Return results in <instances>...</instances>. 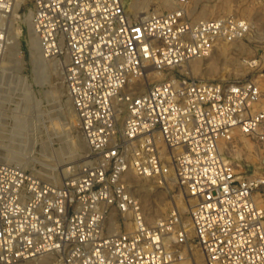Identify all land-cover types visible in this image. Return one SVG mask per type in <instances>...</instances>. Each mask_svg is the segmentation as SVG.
Returning a JSON list of instances; mask_svg holds the SVG:
<instances>
[{
    "label": "built area",
    "instance_id": "obj_1",
    "mask_svg": "<svg viewBox=\"0 0 264 264\" xmlns=\"http://www.w3.org/2000/svg\"><path fill=\"white\" fill-rule=\"evenodd\" d=\"M17 1L0 0V74ZM192 3L132 17L123 0H34L33 29L62 63L88 151L60 182L0 159V264L49 253L63 264H177L191 242L205 264H264V176L231 155L239 136L264 151L260 83L171 75L137 89L149 68L180 67L252 30L236 12L194 16ZM129 171L184 188L193 235L176 206L148 221ZM111 214L131 228L110 230Z\"/></svg>",
    "mask_w": 264,
    "mask_h": 264
},
{
    "label": "rangeland",
    "instance_id": "obj_2",
    "mask_svg": "<svg viewBox=\"0 0 264 264\" xmlns=\"http://www.w3.org/2000/svg\"><path fill=\"white\" fill-rule=\"evenodd\" d=\"M123 1L132 17L147 11H164L177 6V0H171L170 7L163 5L164 0ZM207 6L216 7L217 10L223 8L209 18L236 12L248 17L254 23L247 37L232 42L234 43L232 45L247 44L246 52L234 51L224 56L219 50L223 47V43L208 55L195 60L199 63V70L193 69L192 60L180 67L162 71L151 67L148 69L146 79L138 85V91L143 92L149 84L162 81L171 75L192 76L207 80H228L248 75L256 78L260 83L263 95L258 107H264V40L259 43L249 39L259 24H264V0H193L192 14L202 17ZM246 6L252 8L250 14H247L248 12L243 14ZM33 8L34 0H25L19 5L16 17L12 15L7 21L8 46L3 59L9 66L7 69L9 73L0 81V159L15 162L23 168L42 174L40 176L45 179L60 182L79 168L88 151V146L79 129L78 121L73 127L67 115V109L73 104L64 81L62 63L57 59L43 56L41 47L40 54L34 55L30 45ZM10 25H13V32L10 30ZM14 36L15 50L10 55L8 49L11 38ZM251 58H255L257 63L251 65L246 62L245 66L241 63ZM38 60L55 63L58 74L54 67L53 70L40 68L36 62ZM211 67L213 70L209 73ZM28 93L32 98L30 106L25 109L24 100ZM238 139L242 143L231 151L238 168L248 175L264 176V151L260 149L259 142L250 138L245 139L243 136H239ZM132 174V171L127 173L126 181L130 191L141 201L144 211H146L145 196H149L154 207H157V211L154 210L156 215L151 220L167 215L177 205L180 206L183 221L190 223V208L194 199L187 195L184 188L173 181L166 187H162L153 178L147 180L146 177ZM146 187L152 188L151 194H145L148 193ZM256 199L264 207L263 189L257 190ZM181 200L189 203V210L181 209ZM146 213L150 215L147 211ZM115 218L117 219L116 216ZM109 221L110 219L107 220V225ZM131 225V219H127L122 227L119 224L118 227L126 230L130 229ZM115 226L116 224L113 225ZM183 251L185 258L182 261H190L191 255L201 253L195 242H191L189 247L185 246ZM46 257L51 260L49 261L51 264H63L61 257L55 253L41 256L34 262L38 263ZM31 261L16 264H33L34 262Z\"/></svg>",
    "mask_w": 264,
    "mask_h": 264
},
{
    "label": "bare ground",
    "instance_id": "obj_3",
    "mask_svg": "<svg viewBox=\"0 0 264 264\" xmlns=\"http://www.w3.org/2000/svg\"><path fill=\"white\" fill-rule=\"evenodd\" d=\"M23 1H25V0H18L17 1L16 5H15V8H14V11H13L14 17H16L17 9L19 8V5ZM171 4H172L171 3V0H164V2H163V5L165 7H170ZM222 9L223 8H220L219 10H217L216 7H209V6H207L204 9V11H203V16L202 17L203 18H209V16L213 15L215 12L222 11ZM243 12H244L243 14H246L247 12H248L247 14H250L252 12V8L246 6V7H244ZM27 20H28V17H27ZM252 26H254V23L253 22H252ZM9 27H10L11 32H13V29H12L13 28V25H10ZM31 27H33L32 24H31ZM249 39H250V41L251 40H254L255 42H259V43L262 42V40H264V24H259L258 28L254 31V34L253 35H250ZM10 43H11V45H10V48L8 49V52H9L10 55H12L14 53V50H15V46H14V44L16 43L15 36L11 38V42ZM232 44H234V43H232V42L231 43H224L223 44V47L221 49L219 48L220 53L222 55H224V56H228L229 53L234 52V51H237V52H240V53L246 52V50L248 48L247 44H244V43H240L239 45H232ZM30 45L32 47V50L34 52V55H36L38 53L40 54V47H41L40 39H39L38 35L35 33V31H34L33 28H32V33H31ZM41 50H42V48H41ZM5 52H6V50H5ZM195 60H197V58L192 59V62H194L193 65H192V67H193L194 70H199V68H200L199 63H198V61L195 62ZM36 62L38 63V66L40 68L52 69L54 67V69L56 70V73L58 74V71H57V68L58 67H57V65H55V63L54 64H50V63H47L46 61H43V60H38ZM246 62L249 63V64H251V65H253V64L257 63V60L255 58H251L249 61L243 60L241 63L245 66L246 65ZM8 68H9V66H7V63L5 62V60L2 59V63H1L2 72H1V75H0V81L3 79V77L6 74L8 76V73H9V71L7 70ZM55 70H54V73H55ZM212 70H213L212 67L209 68V73ZM57 78H58V75H57ZM4 79H5V77H4ZM31 98L32 97L28 93L26 95V97H25V100H24L25 101L24 102L25 103V107H24L25 109H28V107L30 106L29 103L31 101ZM67 115H68V117L70 119V123L73 125V127L76 126L78 120H77V115L75 113L74 107L72 105L67 109ZM39 175H42V174H39ZM132 175L134 176V173ZM47 178H49V177H47ZM146 179L148 180V177H146ZM146 188H148V189H146V191L148 193H145V194L146 195L147 194H151V191H152L151 189L152 188L151 187L150 188L149 187H146ZM185 199H186V197H185ZM177 204H179V203H177ZM180 205H181V209L182 210H184V211L189 210V203H187L186 200H183ZM144 206H145L146 211L150 214V215H147V213L145 211L147 220L148 221H151V222H154L156 219L155 220H151V219L154 218V216L156 215L155 212H154V210H156L157 207L156 206L154 207V204H153V202H152V200H151V198L149 196H145ZM176 207L180 210V206H177L176 205ZM180 212H181V210H180ZM112 224L113 225L116 224V226L113 227ZM184 225L190 230L189 234L190 235H193V229L191 227V223L184 222ZM109 227H110V230H112V231H116V230L119 229L118 223L116 221V218L114 217V214H111V216H110ZM45 255H48V254H45ZM45 255H42V256H45ZM184 258H185V256H184ZM36 259L37 258L30 259V260H32L31 262H34V260H36ZM182 260L178 261L177 264H205V258H204V255H203L202 251H201V253H195V255H191L190 261H186V260L182 261ZM49 261H51V260L46 257V259L40 260L38 263L34 262L33 264H51Z\"/></svg>",
    "mask_w": 264,
    "mask_h": 264
}]
</instances>
